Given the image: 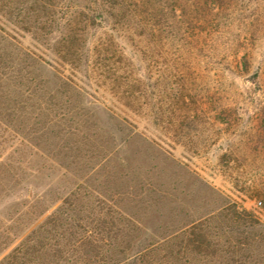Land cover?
Segmentation results:
<instances>
[{
    "label": "rangeland",
    "instance_id": "1",
    "mask_svg": "<svg viewBox=\"0 0 264 264\" xmlns=\"http://www.w3.org/2000/svg\"><path fill=\"white\" fill-rule=\"evenodd\" d=\"M176 1L0 0V53L43 56L50 84H69L61 98L97 105L139 200L126 209L148 232L232 205L264 226V0H186L184 17ZM4 147L0 130V158ZM48 172L54 194L77 185Z\"/></svg>",
    "mask_w": 264,
    "mask_h": 264
},
{
    "label": "trees",
    "instance_id": "2",
    "mask_svg": "<svg viewBox=\"0 0 264 264\" xmlns=\"http://www.w3.org/2000/svg\"><path fill=\"white\" fill-rule=\"evenodd\" d=\"M219 2L202 0V8ZM174 3L172 12L179 9L184 17L187 1ZM48 67L39 54L0 53V264L263 263L264 226L235 205L221 206L187 229L148 232L126 209L139 200L115 169L114 137L100 133L88 108L97 105L61 98L69 84L60 78L51 85L42 73ZM54 169L61 178L73 176L75 188L54 194L41 184ZM96 174L105 179L101 187L91 182ZM227 217L232 231L221 226Z\"/></svg>",
    "mask_w": 264,
    "mask_h": 264
}]
</instances>
